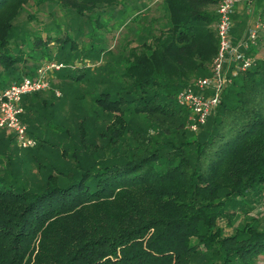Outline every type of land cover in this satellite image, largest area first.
<instances>
[{
  "label": "trees",
  "instance_id": "trees-1",
  "mask_svg": "<svg viewBox=\"0 0 264 264\" xmlns=\"http://www.w3.org/2000/svg\"><path fill=\"white\" fill-rule=\"evenodd\" d=\"M252 1L235 8L234 42L251 28ZM218 2L162 0L165 26L121 47L118 65L91 79L86 67L63 68L60 96L22 98L37 145L20 149L0 129V264H259L264 224L251 213L264 201V58L231 79L197 132L177 102L211 74ZM29 3L88 17L123 0H0V90L32 77L42 58L67 64L60 50L78 46L65 30L20 36L15 20ZM262 32L247 55L264 47ZM85 79L102 85L90 100L60 90Z\"/></svg>",
  "mask_w": 264,
  "mask_h": 264
},
{
  "label": "rangeland",
  "instance_id": "rangeland-1",
  "mask_svg": "<svg viewBox=\"0 0 264 264\" xmlns=\"http://www.w3.org/2000/svg\"><path fill=\"white\" fill-rule=\"evenodd\" d=\"M139 1L140 0H123V5L120 9L101 8L92 12L88 17L78 16L73 11L59 4H43L36 6L33 3H29L15 20V24L18 26L20 36L28 34L33 36L37 34L45 38L48 32L54 36L56 33L65 30L66 33L78 38L77 48L71 51L70 47L66 45L60 50L58 57L64 61L66 60V56L69 55L70 60H66L69 61L67 63L69 67L65 68L66 71L72 72L73 67H86L87 78L91 79L96 78V73H98V75L100 74L98 69L99 66L103 67L104 65L109 66L111 64L112 67L115 63L118 65L116 56L118 50H120L121 47L128 49L130 44H133L131 40L137 42L136 39L139 34H147L150 31H156V33H158L159 30L165 26L167 15L162 0H148L149 5L144 8L140 7ZM258 7V0H253L248 3V15L250 18H255V22L258 20V16H256ZM30 15L34 16L32 20L29 19ZM262 31L263 30H259V34H263ZM91 46L94 48V51L89 53ZM50 47H52L49 48V53L51 55L58 53L55 45H51ZM99 48L104 51L110 49L112 52L103 54L98 52L99 57H96L94 56V52ZM24 50H27L26 47H24ZM251 57L264 58V47L259 46L257 54ZM45 60L44 58L38 60V64L40 65ZM32 63H34V61L28 59L27 64L30 66ZM112 73L114 74V72ZM95 80L96 81L85 79L84 81L78 82L68 80L60 86V90L65 93L68 92V95L69 91L79 94L84 93V101L90 100V98L102 87L97 79ZM50 81L51 88L41 91L44 97L50 96L49 90H59L58 88H53V84L60 83L55 77V74L51 76ZM67 86H70L72 90L68 89ZM30 97L31 96H27L25 99ZM64 108L67 109V105ZM251 214L258 216L264 224V201L260 202ZM263 260L264 256L262 255L258 262L261 263Z\"/></svg>",
  "mask_w": 264,
  "mask_h": 264
},
{
  "label": "built area",
  "instance_id": "built-area-1",
  "mask_svg": "<svg viewBox=\"0 0 264 264\" xmlns=\"http://www.w3.org/2000/svg\"><path fill=\"white\" fill-rule=\"evenodd\" d=\"M249 1L219 0L216 8L218 50L211 74L195 80L177 95V102L190 110L187 128L193 132H197L217 108L221 94L231 79L254 64V58L247 55L245 50L256 44L259 30L264 29V24L257 20L237 42L233 41L231 35L232 15L236 6ZM66 67L67 64L61 61L45 60L32 77H24L21 81L0 90V129L10 133L20 149L37 145L36 140L28 135L27 125L21 119L24 113L22 97L50 89L51 76ZM55 94L60 96L59 90H55ZM259 264H264V260Z\"/></svg>",
  "mask_w": 264,
  "mask_h": 264
},
{
  "label": "crops",
  "instance_id": "crops-1",
  "mask_svg": "<svg viewBox=\"0 0 264 264\" xmlns=\"http://www.w3.org/2000/svg\"><path fill=\"white\" fill-rule=\"evenodd\" d=\"M140 3H139V5H140V7H145V6H148L149 5V3H148V0H140L139 1ZM122 5H123V3L121 4V5H119V7H118V9H120L121 7H122ZM244 4H239L238 6H237V9H236V12H237V14L239 13V14H241L242 12H244ZM248 9V8H247ZM246 12L249 14V9L248 10H246ZM258 14V13H257ZM256 14V16H258ZM257 18V17H256ZM255 20V18H250L249 19V26L250 27H253L254 26V21ZM254 21V22H253Z\"/></svg>",
  "mask_w": 264,
  "mask_h": 264
}]
</instances>
